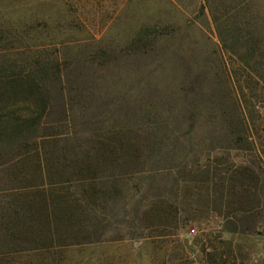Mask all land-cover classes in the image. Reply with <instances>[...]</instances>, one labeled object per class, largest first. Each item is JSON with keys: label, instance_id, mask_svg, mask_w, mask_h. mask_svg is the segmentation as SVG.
<instances>
[{"label": "rangeland", "instance_id": "obj_1", "mask_svg": "<svg viewBox=\"0 0 264 264\" xmlns=\"http://www.w3.org/2000/svg\"><path fill=\"white\" fill-rule=\"evenodd\" d=\"M220 1L0 0V68L48 71L41 109L15 107L34 125L0 135V264H264V87L221 47ZM206 163L258 179L235 176L226 224ZM29 184L63 189L48 227Z\"/></svg>", "mask_w": 264, "mask_h": 264}, {"label": "trees", "instance_id": "obj_2", "mask_svg": "<svg viewBox=\"0 0 264 264\" xmlns=\"http://www.w3.org/2000/svg\"><path fill=\"white\" fill-rule=\"evenodd\" d=\"M247 0H221L220 5L224 8L221 12H218L217 19L215 17L214 22L216 25L217 35L221 44V47L229 53V55H233L234 59H236L241 68L246 73L245 81L247 83L246 87L250 93V96H255L251 94L254 91L255 85L259 87V89L264 87V39H263V32L262 27L260 25L253 22V19L256 18V15L252 13L251 3H248ZM226 9V10H225ZM251 20V21H250ZM40 67V65H39ZM48 76V71L43 70L42 67L34 69V72L28 71L25 72L23 70H18L13 72L12 70H5L0 68V135L1 137H6L9 139L11 134L17 131V128L25 127L29 128L34 125L37 120V115L33 113L31 115V111L28 109H24L23 113L25 115L16 116V105L18 103H22V106H32L34 108L41 109L43 106V96L40 92V85H38V81L45 80ZM253 84V86H252ZM240 87V86H239ZM240 90V88H239ZM243 93H241V98ZM35 103V104H34ZM15 110H14V109ZM246 109V108H245ZM14 110V111H13ZM247 114H249L248 109H246ZM21 113V112H20ZM29 116V117H27ZM244 117V116H243ZM10 121H19V125L14 126L12 125L7 129V124ZM244 125L250 124L242 119ZM250 128H253L251 123ZM249 128V127H248ZM233 137V136H232ZM228 138V136H227ZM231 138V137H230ZM233 140L232 146L234 148ZM257 151L259 154L263 156L260 160V165L262 164V175L264 176V137H259L257 135ZM261 149V150H259ZM217 166L222 164L221 162H217V160L211 161ZM235 165H231L229 167H223L222 169L216 168L214 165L210 163H206V171H205V179L204 184L205 186L208 184H213L217 186L220 190L217 200V213L218 216L221 217L222 221L228 222L232 219V213L228 211V202L226 199V195L229 191L232 190L233 182L235 180V176H240L243 180H247V182H251L253 180L258 181L257 176L254 175L253 167L243 166L241 169L235 170ZM257 169L260 168L256 166ZM212 169L215 171H210ZM222 173V176L219 174ZM243 185V182H240ZM46 185L49 186V183ZM246 186V183H245ZM24 187V186H23ZM18 186L15 190L16 195H21V190L26 189L29 196L31 195L32 200H35L39 195L41 196L44 194L51 195L52 198L46 200L43 205L41 201L35 200V206L33 210H29V219H38L41 217L43 222L48 227L51 221V217L54 215L55 208L59 205L56 204L58 201V191H63L61 188H53L51 190L44 192L42 189L39 188V184H29L26 187ZM42 187V186H40ZM50 187V186H49ZM17 190V191H16ZM20 190V192H19ZM51 191V192H50ZM48 192V193H47ZM53 195H55L53 197ZM232 212V211H231ZM226 224V223H225ZM224 230L226 227H224ZM51 233V232H49Z\"/></svg>", "mask_w": 264, "mask_h": 264}]
</instances>
